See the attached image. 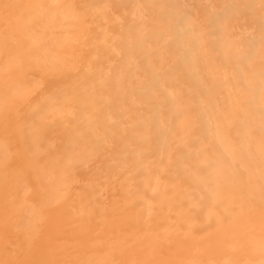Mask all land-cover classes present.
Here are the masks:
<instances>
[{"label": "bare ground", "instance_id": "obj_1", "mask_svg": "<svg viewBox=\"0 0 264 264\" xmlns=\"http://www.w3.org/2000/svg\"><path fill=\"white\" fill-rule=\"evenodd\" d=\"M0 264H264V0H0Z\"/></svg>", "mask_w": 264, "mask_h": 264}]
</instances>
